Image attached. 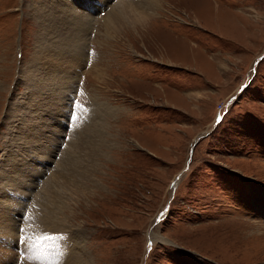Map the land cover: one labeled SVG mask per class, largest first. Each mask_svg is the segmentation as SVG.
<instances>
[{
  "label": "rangeland",
  "instance_id": "374dc122",
  "mask_svg": "<svg viewBox=\"0 0 264 264\" xmlns=\"http://www.w3.org/2000/svg\"><path fill=\"white\" fill-rule=\"evenodd\" d=\"M43 1L0 0V180L22 191L39 158L40 188L77 151L67 142L84 111L104 108L88 139L103 146L92 166L78 150L92 170L64 210L94 264H264V0H160L110 34L95 8L75 44L70 30L88 55L70 108L35 113L20 73L54 35ZM44 96L43 109L61 102Z\"/></svg>",
  "mask_w": 264,
  "mask_h": 264
},
{
  "label": "bare ground",
  "instance_id": "6f19581e",
  "mask_svg": "<svg viewBox=\"0 0 264 264\" xmlns=\"http://www.w3.org/2000/svg\"><path fill=\"white\" fill-rule=\"evenodd\" d=\"M113 1L110 4H106V0H95V2L94 0H83V2L72 0V3H69V0L43 1L48 3L45 5L49 8L45 10L47 14L40 18V22L44 24L46 21L53 29L54 35L46 39L42 36L38 37L39 43L36 44L34 53L31 55L33 62L22 66L20 73L24 76L23 83L32 97L31 103L35 113L39 111L43 113L44 110L51 112L54 109L58 112H66L70 108L77 89L75 81L81 66H85L88 56L86 51L83 53L84 47L82 50L79 48L75 50L76 46L84 42L80 40L76 46L69 43V39H72L70 30L75 31L73 32L75 44L79 39L76 33L80 30L83 33L84 27L89 26V21L93 19L96 13L91 12L93 9L97 8V11H101L103 8H108L105 16H102V21L106 33L110 34L125 21H145L151 14H155V9L161 3L160 0H115V3H112ZM72 17L75 18L73 22ZM57 86H59L58 89ZM70 87L73 88V92L67 94L66 89ZM45 90H51L55 98L57 93H61V102L59 104L52 102V97L49 100L52 107L50 108L47 104L49 108L43 109V105L48 102L44 96ZM96 111V109L84 111L86 118L83 115L84 124L81 127L79 125L78 133L73 131L75 133L67 142V145H74L77 151L66 149L60 161L56 163L55 171L53 170L54 172L45 178L46 182H43L40 188L38 185L35 186V191L30 188L35 174L40 173L36 169L35 162L39 160L35 158L36 156L30 155L35 158L34 164L31 163L34 167L30 170L25 182H21L22 191L11 187L13 182L10 180V175L6 172L3 174L0 180V264H94L86 243L87 237L79 227L73 230L70 225L68 226L69 215L64 210L69 207V201L73 199V195L77 194L76 190L79 191L78 183L92 170V168L90 171L88 168L84 169L86 166L78 167L77 162L80 158L78 150H82L81 154L89 157L87 160L92 166L99 149L103 146L102 141L95 147L90 146L88 141L92 125H95L93 134H98L100 131L98 119L101 120L100 115L104 114V108L99 110L101 114H96ZM37 128L33 126L28 133ZM30 141V147L33 149L36 147L38 138L32 137ZM11 175L16 176V171H13ZM40 181L42 179L36 177V182ZM30 193L32 197H35V201L29 202ZM254 195L255 200L260 203L259 207L264 210V191H261L259 195L255 191ZM29 203L33 206L24 217L23 214ZM18 213H21V217L17 216ZM151 236V239H156L154 233Z\"/></svg>",
  "mask_w": 264,
  "mask_h": 264
}]
</instances>
